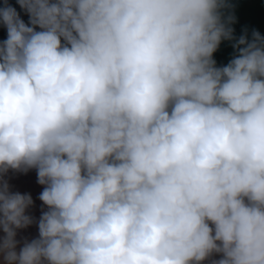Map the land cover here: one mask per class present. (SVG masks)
I'll return each mask as SVG.
<instances>
[{"label":"clouds","instance_id":"clouds-1","mask_svg":"<svg viewBox=\"0 0 264 264\" xmlns=\"http://www.w3.org/2000/svg\"><path fill=\"white\" fill-rule=\"evenodd\" d=\"M16 6L0 0V264H264V36L235 37L228 0ZM30 170L38 219L4 179Z\"/></svg>","mask_w":264,"mask_h":264},{"label":"trees","instance_id":"trees-1","mask_svg":"<svg viewBox=\"0 0 264 264\" xmlns=\"http://www.w3.org/2000/svg\"><path fill=\"white\" fill-rule=\"evenodd\" d=\"M9 2L17 7V11H20L18 6H16V0H9ZM231 5V13L235 16V22L240 28L244 27L247 30L250 37L253 30L258 31L261 36H264V0H252L251 3L243 2L242 4L236 6L231 0H228ZM22 19L27 23V15L21 13ZM234 29V36L239 37L243 31L242 29ZM6 39V31L3 27H0V41ZM235 55L232 42L222 41L216 52L213 54V59L217 61L220 56H223V66L227 65L229 61Z\"/></svg>","mask_w":264,"mask_h":264},{"label":"rangeland","instance_id":"rangeland-1","mask_svg":"<svg viewBox=\"0 0 264 264\" xmlns=\"http://www.w3.org/2000/svg\"><path fill=\"white\" fill-rule=\"evenodd\" d=\"M232 3L236 6L242 4L243 2L251 3L252 0H231ZM233 29H238L240 26L236 24V22L232 25ZM242 31L246 30L244 27L240 28ZM223 56H220L219 59L216 61L217 67L223 66ZM4 179L9 180L11 183L22 185L24 189L29 193L33 199V202L39 205V208H42L41 201L38 199L39 194L41 193L42 186L37 184V177H36V171L30 170L29 172L25 173H14L12 171H9L7 176L4 177Z\"/></svg>","mask_w":264,"mask_h":264},{"label":"crops","instance_id":"crops-1","mask_svg":"<svg viewBox=\"0 0 264 264\" xmlns=\"http://www.w3.org/2000/svg\"><path fill=\"white\" fill-rule=\"evenodd\" d=\"M7 181L12 191L20 192L21 194L27 193V191L24 189L22 185L11 183L9 180ZM29 211H30V214L33 215L37 219L39 218L41 214V208H39V205H37L36 203L33 204V207ZM37 234H38L37 228L35 225H33L27 229L20 230L18 232L17 239L22 242L24 239L30 240L32 238H35ZM219 258H220L219 256L212 257V259H219ZM203 264H211V260H206L205 262H203Z\"/></svg>","mask_w":264,"mask_h":264}]
</instances>
